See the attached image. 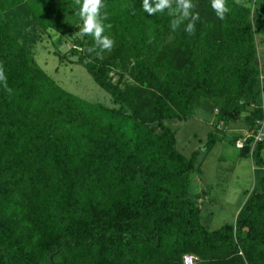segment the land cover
I'll return each instance as SVG.
<instances>
[{
	"label": "trees",
	"instance_id": "obj_1",
	"mask_svg": "<svg viewBox=\"0 0 264 264\" xmlns=\"http://www.w3.org/2000/svg\"><path fill=\"white\" fill-rule=\"evenodd\" d=\"M23 1L43 30L57 28V20L62 23L67 17L54 14L77 13L87 28L108 37V46L118 47L121 59L132 60L145 79L156 80L158 89L147 112L137 108L131 114L138 125H151L149 131L132 132L121 144L117 140L123 128L121 108L73 95L41 70L2 18L3 12ZM166 1L74 0L69 6L70 0H0V264H144L145 258L170 244L173 234L199 256L241 252L249 264H256L255 256L261 254L264 264V142L255 144L251 153L260 172L257 188L246 195L235 223L208 230L200 223L198 206L185 198L189 174L199 171V151L190 157L179 154L175 132L163 123L179 119L185 107L207 96L217 57L233 55L235 64L225 79L229 99L216 122H238L244 108L257 101L250 92L257 75L251 64L264 9L256 10L259 19L252 25L241 5L216 0L213 19L227 31L220 34V51L215 52L212 22L196 16L195 4L201 0ZM184 2L191 5L182 9L185 13L178 19ZM170 3L178 9L165 14ZM188 16L193 20L187 28ZM189 30L195 79L185 80L174 72L156 76L147 56L153 40L165 31L178 40ZM88 48L87 38L75 39L58 61L76 58L71 63L84 68L113 105L123 106L127 92L109 78V62L99 61L98 56L91 59ZM215 141L216 136L208 134L205 150ZM97 150L122 155L128 163L124 193L107 205L93 199L83 202L77 192L85 159ZM248 153V148L242 150V155ZM21 181L28 183L27 201L17 193ZM176 255V264H182L185 254Z\"/></svg>",
	"mask_w": 264,
	"mask_h": 264
},
{
	"label": "rangeland",
	"instance_id": "obj_2",
	"mask_svg": "<svg viewBox=\"0 0 264 264\" xmlns=\"http://www.w3.org/2000/svg\"><path fill=\"white\" fill-rule=\"evenodd\" d=\"M72 5L74 0H70ZM216 0H201L195 4L196 16L200 20L212 22V50L220 51V34L226 33V27L218 24L213 19V3ZM242 6L245 18L253 25L259 19L256 12L258 8L264 9V0H232ZM169 3L167 0L165 3ZM186 2V1H185ZM184 2V3H185ZM175 4V3H174ZM191 5L185 3L180 8L178 19L185 13L182 9ZM178 8L173 4L164 11L172 14ZM201 13V16L199 14ZM67 16L65 21L57 20V28L62 27L61 32L55 27L41 29L34 21L27 1L2 13L10 33L15 36L32 55L37 65L52 78L64 90L76 95L90 103L102 104L115 109L121 108L122 129L119 142L123 144L132 132L143 134L149 131L151 125L140 126L131 115L134 109H139L142 114L147 112L151 105V97L156 93L158 85L155 79H145L134 66L132 60L121 59L114 46L107 45L108 37L100 33L96 28H87L86 22L71 10L62 15ZM71 16V17H68ZM169 17V16H167ZM192 16L187 17L186 27H189ZM193 20V19H192ZM163 22V21H162ZM66 23L70 28L66 27ZM164 23V24H163ZM160 22L162 28L166 23ZM167 33V34H166ZM87 38L90 48L87 52L91 59L98 56L99 61H108L110 64L109 78L113 83H118L122 90L127 92L126 102L118 107L112 104L110 95L99 88L86 70L75 62L76 58H70L71 62L60 64L59 55H67L72 48L75 39ZM255 58L252 68L257 72L252 80L250 92L257 95V101L247 105L240 115L238 122H216L219 110L227 103L229 96L226 91L225 79L230 76V71L235 64V57H217L215 72L211 83V90L205 97H200L185 107L180 113L179 119L164 120L163 123L175 132V150L190 157L193 151H199L196 160L198 172L189 174V186L186 191V199L195 203L201 211L200 223L208 230H216L227 223H235L246 195L257 188L260 172L255 167L251 153L254 130L258 121L264 123V19L261 21V30L254 35ZM217 45V47H216ZM115 50V51H114ZM148 60L156 73L174 72L185 80H194L195 60L193 57V44L190 30L184 32L181 39L174 38L173 34L165 31L163 36L155 38L150 46ZM155 133H159L156 130ZM216 136L215 145L206 151L204 144L208 134ZM112 140V136H107ZM242 142V147L239 144ZM249 149L247 156L242 155V150ZM90 158V157H89ZM85 159L83 169L77 176V192L81 201L96 200L102 205L117 195H122L126 184L127 161L122 155L94 151L90 159ZM264 158V155H263ZM18 195L27 201L30 193L27 181H21L17 190ZM170 244L159 254L145 258L144 264H176L177 253H190L196 258V264H249L243 253L240 255L216 254L212 258L199 256L189 251L188 246L182 245L176 234L169 237ZM256 264H262L260 255Z\"/></svg>",
	"mask_w": 264,
	"mask_h": 264
},
{
	"label": "built area",
	"instance_id": "obj_3",
	"mask_svg": "<svg viewBox=\"0 0 264 264\" xmlns=\"http://www.w3.org/2000/svg\"><path fill=\"white\" fill-rule=\"evenodd\" d=\"M258 126L254 130L253 137V145L259 142H264V123L262 121H258ZM239 147H242V142L239 144ZM196 258L192 254H185L182 257V264H195Z\"/></svg>",
	"mask_w": 264,
	"mask_h": 264
}]
</instances>
